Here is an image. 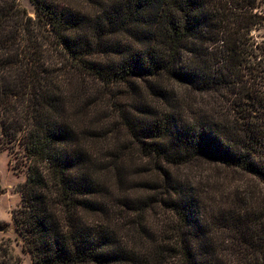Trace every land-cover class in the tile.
<instances>
[{
	"label": "trees",
	"instance_id": "obj_1",
	"mask_svg": "<svg viewBox=\"0 0 264 264\" xmlns=\"http://www.w3.org/2000/svg\"><path fill=\"white\" fill-rule=\"evenodd\" d=\"M30 2L0 0V150L31 264H264L260 1Z\"/></svg>",
	"mask_w": 264,
	"mask_h": 264
},
{
	"label": "rangeland",
	"instance_id": "obj_2",
	"mask_svg": "<svg viewBox=\"0 0 264 264\" xmlns=\"http://www.w3.org/2000/svg\"><path fill=\"white\" fill-rule=\"evenodd\" d=\"M259 1L264 8V0ZM18 2L27 13L34 15V6L30 0H18ZM16 151L17 147L14 150H0V242L10 244L12 254L20 259L19 264H31L30 253L12 218V211L21 202V196L16 187L26 175L25 167L16 164ZM188 170L189 168L184 169V173Z\"/></svg>",
	"mask_w": 264,
	"mask_h": 264
}]
</instances>
